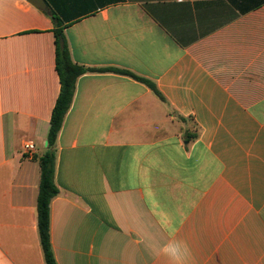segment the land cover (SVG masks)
Here are the masks:
<instances>
[{"label": "crops", "instance_id": "obj_1", "mask_svg": "<svg viewBox=\"0 0 264 264\" xmlns=\"http://www.w3.org/2000/svg\"><path fill=\"white\" fill-rule=\"evenodd\" d=\"M43 1L0 0V264H46L57 28L88 69L55 145L57 264H171V238L185 264H264V0Z\"/></svg>", "mask_w": 264, "mask_h": 264}, {"label": "trees", "instance_id": "obj_2", "mask_svg": "<svg viewBox=\"0 0 264 264\" xmlns=\"http://www.w3.org/2000/svg\"><path fill=\"white\" fill-rule=\"evenodd\" d=\"M54 33L56 37V71L60 78L61 89L52 111L47 139L48 148L47 151L39 158L41 176L39 194L37 198L38 232L46 264H57L52 250L50 234V204L59 192L54 181L56 140L62 128L64 118L71 106L76 81L81 75L88 71V69L72 61L63 30L61 28H57ZM93 70L112 71L131 76L134 79L147 84L156 94L160 95L153 83L128 71L112 68ZM190 137L194 138L195 135Z\"/></svg>", "mask_w": 264, "mask_h": 264}, {"label": "clouds", "instance_id": "obj_3", "mask_svg": "<svg viewBox=\"0 0 264 264\" xmlns=\"http://www.w3.org/2000/svg\"><path fill=\"white\" fill-rule=\"evenodd\" d=\"M157 254L165 256L171 264H185L190 249L185 242L171 238L168 243L158 247Z\"/></svg>", "mask_w": 264, "mask_h": 264}, {"label": "water", "instance_id": "obj_4", "mask_svg": "<svg viewBox=\"0 0 264 264\" xmlns=\"http://www.w3.org/2000/svg\"><path fill=\"white\" fill-rule=\"evenodd\" d=\"M28 1L40 9L47 10L46 4L44 3L43 0H28Z\"/></svg>", "mask_w": 264, "mask_h": 264}, {"label": "built area", "instance_id": "obj_5", "mask_svg": "<svg viewBox=\"0 0 264 264\" xmlns=\"http://www.w3.org/2000/svg\"><path fill=\"white\" fill-rule=\"evenodd\" d=\"M31 148L32 147H30L29 145H27V147H26V149H27L26 153H29V151H31Z\"/></svg>", "mask_w": 264, "mask_h": 264}]
</instances>
